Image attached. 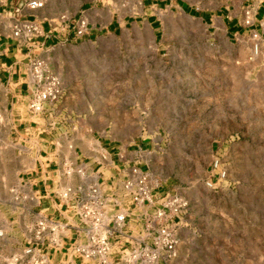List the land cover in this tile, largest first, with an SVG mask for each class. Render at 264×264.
<instances>
[{
  "label": "rangeland",
  "instance_id": "rangeland-1",
  "mask_svg": "<svg viewBox=\"0 0 264 264\" xmlns=\"http://www.w3.org/2000/svg\"><path fill=\"white\" fill-rule=\"evenodd\" d=\"M182 1L197 14L167 3L143 9L132 14L139 29L83 51L80 79L93 76L102 90L84 96L96 116L83 130L145 138L150 171L197 200L193 264H251L257 255L264 264V21L247 26L237 0ZM147 18L158 19L156 44ZM11 245L0 237V264H20Z\"/></svg>",
  "mask_w": 264,
  "mask_h": 264
},
{
  "label": "crops",
  "instance_id": "crops-1",
  "mask_svg": "<svg viewBox=\"0 0 264 264\" xmlns=\"http://www.w3.org/2000/svg\"><path fill=\"white\" fill-rule=\"evenodd\" d=\"M31 1L0 0V213L3 217L0 237L14 246L8 255L14 254L20 264H31L25 252L34 247V258L41 257L45 264H97L66 253L72 242L85 241L84 226L73 214L80 196L78 189L85 190L93 184L109 185L115 188L112 194L121 197L122 183L131 167L137 165L158 181L156 192L174 193L188 201V210L180 220L176 258L164 264H193L191 249L196 234L192 222L198 215L193 210L197 200L191 198L190 192H181L175 186L166 188L150 171L145 138L131 143L83 130L94 123L96 116L92 107L85 113L84 96L100 94L102 90L93 76L83 82L80 79L83 73L75 64L83 61V51L94 49L106 37L113 41L135 27L139 29L141 22H133L132 14L143 9L158 13L163 10V3H167L165 6L171 8L186 7V14L197 13L182 0H41V8L30 9ZM236 7L239 12L251 8L253 24L264 21V0H237ZM80 19L86 21L87 32L77 37L74 25ZM227 19L224 23L230 29L241 30L237 21ZM24 22L38 23L41 35L30 42L16 40L12 27ZM158 25L157 18H147L143 23L144 28L149 26L154 44L160 30ZM33 59L43 60L63 86L62 98L54 104H45L36 114L29 110ZM138 123L142 125V121ZM212 177L216 178L209 179ZM67 189L71 194L63 199ZM128 208L125 225L110 238L111 263L119 259L121 249L130 246L131 238L143 233L142 211ZM42 220L62 227L59 249L48 246L47 235L36 243L37 223ZM251 260V264H259L258 255Z\"/></svg>",
  "mask_w": 264,
  "mask_h": 264
},
{
  "label": "built area",
  "instance_id": "built-area-1",
  "mask_svg": "<svg viewBox=\"0 0 264 264\" xmlns=\"http://www.w3.org/2000/svg\"><path fill=\"white\" fill-rule=\"evenodd\" d=\"M30 9L43 6L41 0H33L28 4ZM245 24L253 26L254 14L251 8L245 9ZM87 32V23L80 19L74 25L77 37ZM41 35V29L36 22L17 23L12 27V36L19 42H30ZM33 81L29 110L39 113L45 104H54L63 96V88L59 80L49 75L46 64L41 59H33L30 66ZM218 167V161L213 162V168ZM81 174V171H78ZM224 174H221L223 177ZM209 186V185H208ZM158 181L151 179L147 171L137 165L131 167L129 175L122 183V196L116 197L112 193L113 186L93 184L85 190L78 189L80 196L73 206V214L84 226L82 242H72L67 250L70 256L82 261H93L97 264H164L176 258L179 243L178 230L181 218L188 210V201L181 196L170 193L156 192ZM71 190L67 189L63 199H68ZM139 208L142 211L143 233L138 238H131L130 246L121 249L119 259L111 263L112 244L110 238L115 231L123 228L129 215L128 207ZM117 209V213L113 212ZM36 243L42 242L47 235L48 246L59 249L61 246L59 231L62 228L57 223L44 220L37 223ZM32 260L31 264H45L41 257L34 258V247L26 252ZM16 262V261H15Z\"/></svg>",
  "mask_w": 264,
  "mask_h": 264
}]
</instances>
